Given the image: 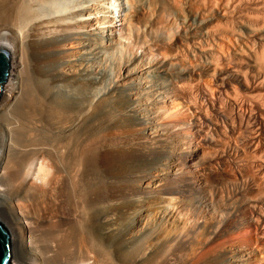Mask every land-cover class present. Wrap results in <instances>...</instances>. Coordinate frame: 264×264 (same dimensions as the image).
I'll return each mask as SVG.
<instances>
[{
	"label": "bare ground",
	"instance_id": "1",
	"mask_svg": "<svg viewBox=\"0 0 264 264\" xmlns=\"http://www.w3.org/2000/svg\"><path fill=\"white\" fill-rule=\"evenodd\" d=\"M52 1L0 0L10 69L0 96V221L11 264H188L204 239L171 211L153 222L148 202L169 203L186 185L199 191L210 175L196 157L209 154L211 165L231 151L264 198V0H223L255 42L188 80L154 52L99 63L96 40L134 20V0L121 2L122 16L115 0L64 10Z\"/></svg>",
	"mask_w": 264,
	"mask_h": 264
},
{
	"label": "rangeland",
	"instance_id": "2",
	"mask_svg": "<svg viewBox=\"0 0 264 264\" xmlns=\"http://www.w3.org/2000/svg\"><path fill=\"white\" fill-rule=\"evenodd\" d=\"M54 1H52L54 7L61 10L70 4L82 2V0ZM124 1L115 0L114 3L119 4L118 13L121 10L123 12L126 10L127 5L123 4L122 6L121 4ZM134 1L137 5L139 4L140 8V11L139 8L137 9L139 12L137 10L135 12V14L137 13L136 20L135 18L133 21L129 20L126 25L118 23L119 26L117 25L113 40H108L106 36H102L98 41L95 37L96 47L99 51L102 50L101 54L99 53L100 56L97 57L99 60L96 58L100 64L106 66L110 60L119 59L120 56H125L128 53L137 56L142 53L149 55V52H154L157 54L148 57L170 60L173 68L177 69V74L180 73L179 75H183L185 78L192 69L197 70V72L198 70L202 71L211 62L219 63L231 57L236 51L235 49L244 47L242 46L243 42L248 44L255 42L253 36L250 38L254 41L248 37L249 32L246 27L235 19V15H233L235 14L233 13L235 6L231 2H229L231 4L229 6L230 4L223 3V0H216V2L215 0ZM233 6L234 10L231 9ZM54 7L48 8L42 5L40 9L51 14ZM120 14L122 16V11ZM190 29H192L191 32H189ZM245 38H248L249 42ZM109 46L112 47L109 48ZM170 49L172 50L170 51ZM159 79L163 83H169L173 86L174 82L170 78L159 77ZM6 82L3 84L4 87ZM113 111L117 116V112ZM225 146L226 149H231L228 145ZM232 158L233 152L231 151V156H228L225 161L212 162L211 165L213 166H211L207 163L210 161L209 154H199L192 165H201L200 167H203V170L205 168L210 175L201 182L199 191L189 190L186 185L183 186L184 194L181 192L173 194L177 198L169 201V203L168 201H161L160 197L148 202L149 218L153 222L166 221L168 213L171 211L177 222L184 220L193 223L196 235L204 239L205 242L196 250L188 264H194L195 261H203L211 257L215 260V264H264V232L261 231L264 228V198L254 194L251 172L239 171L237 168L239 161ZM209 166L212 167V172L207 170ZM162 202L167 206L160 208L159 205H162ZM251 210L252 212H250ZM256 214L261 215L260 220ZM226 222H229V227L224 229L223 225Z\"/></svg>",
	"mask_w": 264,
	"mask_h": 264
},
{
	"label": "water",
	"instance_id": "3",
	"mask_svg": "<svg viewBox=\"0 0 264 264\" xmlns=\"http://www.w3.org/2000/svg\"><path fill=\"white\" fill-rule=\"evenodd\" d=\"M9 73V50L0 46V95L3 84ZM10 236L5 226L0 222V264H11Z\"/></svg>",
	"mask_w": 264,
	"mask_h": 264
}]
</instances>
